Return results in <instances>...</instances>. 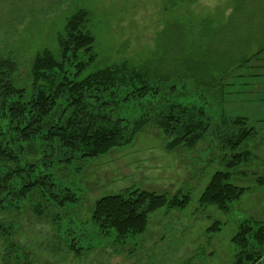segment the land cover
Returning a JSON list of instances; mask_svg holds the SVG:
<instances>
[{
    "label": "rangeland",
    "instance_id": "374dc122",
    "mask_svg": "<svg viewBox=\"0 0 264 264\" xmlns=\"http://www.w3.org/2000/svg\"><path fill=\"white\" fill-rule=\"evenodd\" d=\"M231 4L232 0H0V59L15 61L20 88L30 86L36 54L48 50L59 60L58 43L68 19L85 11L80 30L94 37L95 67L127 66L155 86L173 84L174 94L181 97L168 96L171 87L153 91L169 97L160 95L168 102L196 105L210 120L193 147H168L171 136L150 121L128 146L95 159L76 156L71 164L58 163L55 151L26 150L16 133L6 132L3 139L15 161L0 157V184L6 192L0 203V264L6 252L14 264L234 263L242 250L234 240L238 226L247 220L264 227V53L221 82V92L212 84L201 86L175 77L184 70L185 59L203 54L202 45L212 63L208 74L215 77L210 66L226 67L232 59L254 53L255 42L263 44L264 0L240 7ZM191 17H209L215 21L213 29L223 22L225 30L199 46L191 35ZM193 39L197 45L188 46L186 40ZM248 41L254 46L247 52ZM163 78H168V84L161 85ZM158 93L119 104L111 116H123L125 125L144 114L152 117L153 107L160 104L152 99H158ZM243 120L254 129L237 150H226L219 137L233 130L231 123ZM233 153L245 156L242 165L229 172L230 183L248 190L228 211L200 206L199 197L213 174L226 169L224 164ZM29 165H36L32 178L49 169L57 183L54 198L61 199L66 189L75 202L55 206L58 200L40 197L36 191L21 195L26 172L20 176L13 172ZM131 188L168 199L188 194L190 200L184 209L150 213L144 233L121 242L112 229L101 233L93 225L91 211L99 198ZM214 223L217 226L210 230ZM247 241L250 250L261 255L256 264H264V245L258 246L253 235Z\"/></svg>",
    "mask_w": 264,
    "mask_h": 264
},
{
    "label": "trees",
    "instance_id": "16d2710c",
    "mask_svg": "<svg viewBox=\"0 0 264 264\" xmlns=\"http://www.w3.org/2000/svg\"><path fill=\"white\" fill-rule=\"evenodd\" d=\"M255 2L258 0H232L231 5L240 7L246 3ZM258 9L260 10V7ZM87 14L85 11H78V14L68 19L65 36L58 43L59 60L54 58L48 50L35 55L29 74L30 86L28 88H20L16 82L18 66L15 61L0 59V126H2L0 127V157L7 156L8 159L15 161L13 151L9 150L3 139L6 132L12 130L24 143L23 148L26 150L41 149L46 154L55 151L59 157L57 158L58 163L71 164L76 156L80 159L82 157L95 159L111 149L128 146L137 133L150 121L156 123L166 135L171 136L168 147L196 145V141L204 136L209 126L210 120L205 117L204 111L196 105H181L174 101L168 102L160 99V95L164 96V94L153 91V89L166 90L171 87L168 89V96H170L177 90L173 84L155 86L147 82V79L136 76L134 70L127 66L95 67L97 56L94 51V37L80 30ZM199 19L201 18L191 17L190 21L188 20L191 35L194 33L192 35L195 36L194 39L197 37L199 46L203 41L205 43L207 39L217 34L220 35L222 30H225L223 22H219V27L213 29L214 20L211 21L209 17ZM194 39L186 40L188 46L197 45ZM253 46L252 41H248L246 43L247 52ZM202 48L203 51L199 52L203 54L201 53L199 57L187 58L183 61L184 70L177 72L175 77L185 82L187 78L201 86L212 84L213 88L217 87L221 92V82L228 77L236 76L235 73L239 70H245L250 59L264 53V42L263 44L255 42L256 51L248 54L249 57H241L235 61L232 59L228 65L226 63V67H223L225 65H219V68L210 66L213 71L215 70L212 73L216 75L215 77L208 74V67L212 64L210 58L208 59V48L205 45H202ZM166 80L168 78H163L161 85L168 84ZM149 87L152 92H148ZM149 93H158V99L152 98L157 104L160 103L153 107L156 110L154 116L151 117L150 113L144 114L139 121L134 120L132 125L128 122L125 125L123 116H111L112 109L115 110L116 107L118 109L119 104H127L131 99L143 100L144 96ZM177 94L181 97L180 93L174 95ZM226 124L224 121L222 125ZM231 124L233 130L219 137L223 141V148L228 151L237 150L236 148L248 138L249 133L254 129L249 128L244 120ZM244 156V153H233L224 164L226 169L213 174L207 188L199 197L200 206H214L217 209L228 211L230 204L242 199L248 189L231 184L229 172L242 165ZM34 167L29 165L27 169L23 167L13 172L16 176H20L22 171L26 172L21 195L27 197L31 192L36 191L40 197L48 195L51 199L58 200L59 203L54 204L55 206L63 202H75V198L66 189L61 199L60 197L54 198L53 192L57 183L53 181L52 173L45 168L39 176L32 178ZM6 180L3 181L6 182ZM0 189L4 192L1 184ZM3 192H0V203L6 196V192ZM189 200L188 194L168 199L166 196L144 190L126 189L119 195L103 196L95 201L90 221L100 229V232L112 229L122 242L127 237L144 233L150 213L165 208L184 209ZM216 226L217 223L212 224L210 230H214ZM237 231L234 240L238 242L242 250L233 264H256L261 255H255L250 250L247 238L253 235L256 244L263 246L264 227L246 220L238 226ZM3 232L6 233V230L4 229ZM69 247L74 249L73 245ZM262 251H264L263 248H261V253ZM1 263L14 264L9 259V252L4 253ZM27 263L25 261L23 264Z\"/></svg>",
    "mask_w": 264,
    "mask_h": 264
}]
</instances>
